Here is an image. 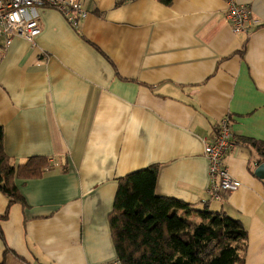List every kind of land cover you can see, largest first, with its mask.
Instances as JSON below:
<instances>
[{
  "label": "crops",
  "instance_id": "0c3cea01",
  "mask_svg": "<svg viewBox=\"0 0 264 264\" xmlns=\"http://www.w3.org/2000/svg\"><path fill=\"white\" fill-rule=\"evenodd\" d=\"M225 0H81L77 27L49 7L34 43L0 34V125L22 201L0 190V264L116 261L108 215L118 178L157 165L155 192L240 220L243 264H264V0H238L255 21L235 34ZM235 145L225 157L240 187L209 193L203 154L219 119Z\"/></svg>",
  "mask_w": 264,
  "mask_h": 264
},
{
  "label": "trees",
  "instance_id": "16d2710c",
  "mask_svg": "<svg viewBox=\"0 0 264 264\" xmlns=\"http://www.w3.org/2000/svg\"><path fill=\"white\" fill-rule=\"evenodd\" d=\"M158 1L167 5L172 0ZM251 143L258 163L264 161V145ZM44 160L34 156L22 164L10 163L0 125V190L9 203L22 201L13 177L39 175ZM157 171L151 165L118 178L108 215L116 261L103 264H243L247 231L240 220L210 209L208 203L197 207L158 195Z\"/></svg>",
  "mask_w": 264,
  "mask_h": 264
},
{
  "label": "built area",
  "instance_id": "2783aa9c",
  "mask_svg": "<svg viewBox=\"0 0 264 264\" xmlns=\"http://www.w3.org/2000/svg\"><path fill=\"white\" fill-rule=\"evenodd\" d=\"M224 3L225 18L233 33L249 35L255 23L250 7L238 0H225ZM38 7L57 10L72 27H77L79 21L88 14L81 0H0V34L5 36L7 44L14 36L34 43V39L41 32L40 21L34 14ZM230 126L229 117L219 119L213 138L205 143L203 149L208 163V190L210 197L215 201H220L225 192H232L240 187V182L229 174L224 162L226 155L235 145Z\"/></svg>",
  "mask_w": 264,
  "mask_h": 264
},
{
  "label": "water",
  "instance_id": "95a60500",
  "mask_svg": "<svg viewBox=\"0 0 264 264\" xmlns=\"http://www.w3.org/2000/svg\"><path fill=\"white\" fill-rule=\"evenodd\" d=\"M254 174L260 179L264 180V161L258 163L256 168L254 169Z\"/></svg>",
  "mask_w": 264,
  "mask_h": 264
},
{
  "label": "rangeland",
  "instance_id": "374dc122",
  "mask_svg": "<svg viewBox=\"0 0 264 264\" xmlns=\"http://www.w3.org/2000/svg\"><path fill=\"white\" fill-rule=\"evenodd\" d=\"M210 209H212V210H213V209H215V207L212 205V206H210Z\"/></svg>",
  "mask_w": 264,
  "mask_h": 264
}]
</instances>
